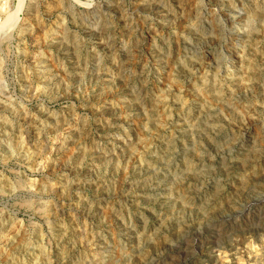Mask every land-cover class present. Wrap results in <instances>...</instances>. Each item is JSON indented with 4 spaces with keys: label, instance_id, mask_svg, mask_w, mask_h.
<instances>
[{
    "label": "clouds",
    "instance_id": "obj_1",
    "mask_svg": "<svg viewBox=\"0 0 264 264\" xmlns=\"http://www.w3.org/2000/svg\"><path fill=\"white\" fill-rule=\"evenodd\" d=\"M0 264H264V0H0Z\"/></svg>",
    "mask_w": 264,
    "mask_h": 264
}]
</instances>
